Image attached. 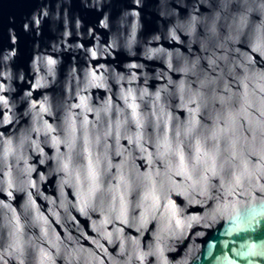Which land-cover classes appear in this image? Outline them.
<instances>
[{
  "label": "water",
  "instance_id": "1",
  "mask_svg": "<svg viewBox=\"0 0 264 264\" xmlns=\"http://www.w3.org/2000/svg\"><path fill=\"white\" fill-rule=\"evenodd\" d=\"M0 264H264V0H0Z\"/></svg>",
  "mask_w": 264,
  "mask_h": 264
}]
</instances>
